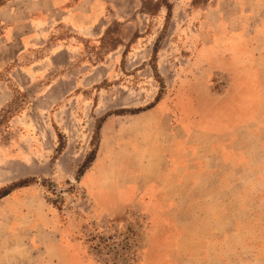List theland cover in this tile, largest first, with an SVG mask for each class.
<instances>
[{
	"label": "rangeland",
	"instance_id": "obj_1",
	"mask_svg": "<svg viewBox=\"0 0 264 264\" xmlns=\"http://www.w3.org/2000/svg\"><path fill=\"white\" fill-rule=\"evenodd\" d=\"M106 1L0 0V264H264V0Z\"/></svg>",
	"mask_w": 264,
	"mask_h": 264
},
{
	"label": "crops",
	"instance_id": "obj_2",
	"mask_svg": "<svg viewBox=\"0 0 264 264\" xmlns=\"http://www.w3.org/2000/svg\"><path fill=\"white\" fill-rule=\"evenodd\" d=\"M32 7L37 4L36 9L31 10L29 16L40 17L41 20L36 23H40V27L36 30L35 35L31 39V42L41 41L45 50L49 51L55 47H73L76 45L75 39L70 36L64 40H59V37H54L57 34V26L62 25L64 28L70 29L74 34L80 36L81 39L90 38L89 29L94 27L100 19L105 18L103 11L107 10V7H112L110 1L106 0H29ZM49 9L48 13L39 7V4H45ZM51 7V9H50ZM40 12V13H38Z\"/></svg>",
	"mask_w": 264,
	"mask_h": 264
},
{
	"label": "trees",
	"instance_id": "obj_3",
	"mask_svg": "<svg viewBox=\"0 0 264 264\" xmlns=\"http://www.w3.org/2000/svg\"><path fill=\"white\" fill-rule=\"evenodd\" d=\"M92 159H93V158L90 157L89 162L92 161ZM26 185H27L26 182H22V183H19V184L15 185V187H24V186H26ZM8 194H9L8 191H3V192L0 193V198H3V197H5V196H7Z\"/></svg>",
	"mask_w": 264,
	"mask_h": 264
}]
</instances>
